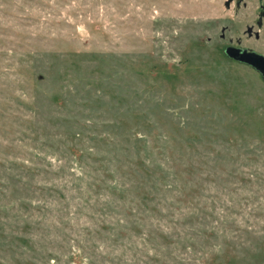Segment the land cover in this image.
Masks as SVG:
<instances>
[{
    "label": "rangeland",
    "instance_id": "1",
    "mask_svg": "<svg viewBox=\"0 0 264 264\" xmlns=\"http://www.w3.org/2000/svg\"><path fill=\"white\" fill-rule=\"evenodd\" d=\"M262 6L0 0V264H264Z\"/></svg>",
    "mask_w": 264,
    "mask_h": 264
},
{
    "label": "water",
    "instance_id": "2",
    "mask_svg": "<svg viewBox=\"0 0 264 264\" xmlns=\"http://www.w3.org/2000/svg\"><path fill=\"white\" fill-rule=\"evenodd\" d=\"M229 2L225 5L228 7ZM225 55L238 63L245 64L255 71H257L264 80V56L253 51L246 49L236 48L228 46L225 51Z\"/></svg>",
    "mask_w": 264,
    "mask_h": 264
},
{
    "label": "flooded vegetation",
    "instance_id": "3",
    "mask_svg": "<svg viewBox=\"0 0 264 264\" xmlns=\"http://www.w3.org/2000/svg\"><path fill=\"white\" fill-rule=\"evenodd\" d=\"M231 2H232V1H231ZM231 2H230V4H231ZM237 4H239V2H238ZM262 8H263V10H262V12H261V16L264 17V6H262ZM248 34H249L250 37L253 36L256 40L259 39V34L255 33L254 35H252V31H251V30L248 31ZM232 47H234V46H232ZM236 48H241V47H236ZM241 49H245V48H241ZM246 50H248V51H252L251 49H246ZM253 52H254V51H253ZM257 53H258V52H257ZM258 54H259V53H258ZM261 55H262V54H261ZM263 56H264V55H263Z\"/></svg>",
    "mask_w": 264,
    "mask_h": 264
}]
</instances>
